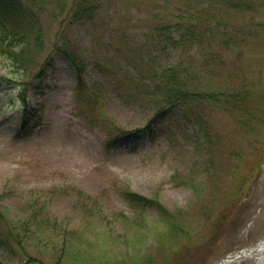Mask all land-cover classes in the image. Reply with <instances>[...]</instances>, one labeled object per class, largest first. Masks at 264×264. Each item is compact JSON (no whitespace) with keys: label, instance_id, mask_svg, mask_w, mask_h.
<instances>
[{"label":"rangeland","instance_id":"374dc122","mask_svg":"<svg viewBox=\"0 0 264 264\" xmlns=\"http://www.w3.org/2000/svg\"><path fill=\"white\" fill-rule=\"evenodd\" d=\"M86 2L81 17H45L28 68L0 55V207L8 221L0 223V261L218 264L256 246L264 239V115L216 101L162 108L164 94L142 81L181 59L191 88L227 93L252 82L264 109V47L243 44V26L262 10L219 3L203 11L204 0ZM183 7L214 11L204 18L215 25L211 46L160 43L156 27ZM61 44L84 58L86 83L99 93L89 117L78 110ZM129 191L150 201H129ZM263 257L264 249L226 264Z\"/></svg>","mask_w":264,"mask_h":264},{"label":"trees","instance_id":"16d2710c","mask_svg":"<svg viewBox=\"0 0 264 264\" xmlns=\"http://www.w3.org/2000/svg\"><path fill=\"white\" fill-rule=\"evenodd\" d=\"M204 2H208L206 5L210 6L206 9L201 7L203 11L214 9L215 5L219 3L221 6L243 11V13H255L262 10L261 19L255 25L243 26V44L252 38L256 40L258 45L264 47V0L261 3H257L255 0H204ZM90 5L86 0H0V55H6L13 61L20 63L19 65L22 67L28 68L36 59L37 51L35 50L41 49L45 39V17L56 14L57 10L60 13L65 12L67 17H81L89 11ZM213 13L214 11H211L209 14H205L206 16H203L200 9L193 8L191 10L183 7L179 19L169 18V21L167 20L163 26L156 27L160 36V43H168L170 50L183 51L189 48L193 51L194 47H203V45L211 46L205 42H212L215 25L204 18L211 17ZM234 41L233 33L228 34L227 38L223 40L226 46L229 43L234 44ZM203 49L207 50V48ZM58 50L69 61L77 75V96L80 113L85 117H89L92 115V110L99 107V93L96 90H90L86 85L83 77L85 69L84 58L63 44ZM176 63L165 69H158L157 67L149 69V77L142 81V83H147V80H149L150 86L159 89L164 94L167 104L165 107L162 106V108L175 105L180 101H216L224 102V104L230 105L236 110L242 106L244 109L249 108L251 109L250 113L255 117L258 116V112L262 116L264 115V109L259 106L260 99L258 97L260 94L253 88L252 82H249V84L245 82L247 85L243 87V91L227 93H213L194 89L190 87L188 80L190 72H192L190 66L181 59L177 60ZM149 65H152V63H149ZM132 78L139 80L135 76ZM262 93H264V90ZM197 117L200 120L201 130L203 131L205 127L203 125L207 123L202 121L200 114ZM205 129L207 130V128ZM114 141H116V138L111 139L108 143L110 144ZM206 142V144H209L208 139ZM125 197L129 201L139 203V205L150 201L130 191L125 193ZM160 207V203L157 202V208ZM161 213L164 215L163 212ZM164 217L168 220L170 219L169 214L164 215ZM4 222L8 221L0 207V223ZM0 264L5 263L0 261ZM27 264L38 263L31 260Z\"/></svg>","mask_w":264,"mask_h":264},{"label":"bare ground","instance_id":"6f19581e","mask_svg":"<svg viewBox=\"0 0 264 264\" xmlns=\"http://www.w3.org/2000/svg\"><path fill=\"white\" fill-rule=\"evenodd\" d=\"M264 249V239L261 240L256 246H248L246 247L242 253H246V255H254L255 253L262 252ZM256 264H264V257L261 260H258Z\"/></svg>","mask_w":264,"mask_h":264}]
</instances>
